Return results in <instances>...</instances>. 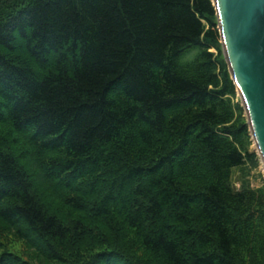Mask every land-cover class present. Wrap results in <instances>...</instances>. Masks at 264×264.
Wrapping results in <instances>:
<instances>
[{
  "label": "trees",
  "instance_id": "1",
  "mask_svg": "<svg viewBox=\"0 0 264 264\" xmlns=\"http://www.w3.org/2000/svg\"><path fill=\"white\" fill-rule=\"evenodd\" d=\"M219 39L212 0H0V264H264Z\"/></svg>",
  "mask_w": 264,
  "mask_h": 264
},
{
  "label": "water",
  "instance_id": "2",
  "mask_svg": "<svg viewBox=\"0 0 264 264\" xmlns=\"http://www.w3.org/2000/svg\"><path fill=\"white\" fill-rule=\"evenodd\" d=\"M212 3L222 52L264 163V0Z\"/></svg>",
  "mask_w": 264,
  "mask_h": 264
},
{
  "label": "rangeland",
  "instance_id": "3",
  "mask_svg": "<svg viewBox=\"0 0 264 264\" xmlns=\"http://www.w3.org/2000/svg\"><path fill=\"white\" fill-rule=\"evenodd\" d=\"M214 52L222 51V46L220 39L217 44L210 47ZM236 89V88H235ZM236 91L234 100L240 102L239 94ZM242 116L245 118L246 114L244 110L242 111ZM251 141L249 143V149L254 151L256 154L252 159H247V161L241 165L232 168L231 172V183L235 189L240 188L244 184H249L255 188L264 184V163L258 153L255 143L251 135ZM259 154V155H258ZM0 250L12 249L21 255H25L24 246L19 239H15L11 234L8 236L0 235Z\"/></svg>",
  "mask_w": 264,
  "mask_h": 264
},
{
  "label": "bare ground",
  "instance_id": "4",
  "mask_svg": "<svg viewBox=\"0 0 264 264\" xmlns=\"http://www.w3.org/2000/svg\"><path fill=\"white\" fill-rule=\"evenodd\" d=\"M264 167V166H263Z\"/></svg>",
  "mask_w": 264,
  "mask_h": 264
}]
</instances>
